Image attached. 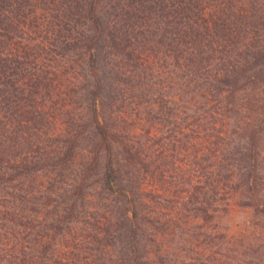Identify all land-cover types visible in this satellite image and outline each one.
Segmentation results:
<instances>
[{"label":"trees","instance_id":"16d2710c","mask_svg":"<svg viewBox=\"0 0 264 264\" xmlns=\"http://www.w3.org/2000/svg\"><path fill=\"white\" fill-rule=\"evenodd\" d=\"M263 14L264 5L260 0H0V264H86L82 260L86 259L82 254L84 250H89L90 257L95 256L97 250L99 256L102 251L106 254L111 251L105 247L114 245L113 240L119 234L111 232L113 226L115 230L125 232V228L129 229L127 240L118 235L121 238L120 264H149L150 258L144 257L134 235L138 230L153 235V240L158 241L148 229L152 223L159 224L160 219L144 215L151 214L147 203L153 200L154 192L151 194L139 181L142 167L147 168L150 164L146 153L136 162L130 143L125 140L130 133L128 107H119L115 100L109 102L106 115L99 114V101L105 98L104 82H107L99 75L97 57L105 49L113 58H118L120 53L133 57L136 52L133 43L136 44L138 39L136 32L141 33L145 42L164 43L165 49L170 50H174V37L180 36L184 54L181 56L185 81L183 110H186L187 119L191 118L186 129L194 127L202 137L227 134L228 129L232 130L227 126L228 119L230 124L232 119L235 121L236 129L247 126L245 119L236 118L243 106L235 103L243 99L237 97L239 91L248 90L250 95L246 99L254 103L264 98L255 97L259 92L256 90L264 89L256 87L264 84V80H257L264 66V41L248 43L242 54L236 52L239 46H245L242 28L245 30L248 25L255 30L262 27ZM169 38L171 42L165 41ZM149 49L157 51L160 47ZM84 55L92 81L81 99L88 103L93 133L87 135L88 138H80L76 134H62L57 126L59 132L56 134L53 132L56 124L53 106L61 94L67 97L61 92L62 84L65 82L67 86L74 80L68 69ZM149 55L147 51L136 56L148 63ZM178 58L174 55L175 61ZM242 64L243 68L240 67ZM249 64L256 65L258 71L255 74L244 71ZM78 65L81 66L79 62ZM252 75L255 80H248L251 85L244 79ZM121 78L119 83L128 84L130 77ZM81 81H85V76ZM143 88L145 91L142 90L135 106L136 114L142 115L141 118L145 115L147 120L151 114L158 115L157 104L166 102L162 98L166 99L164 94L168 92H159L161 98L155 99L151 96L150 86L143 85ZM195 120L200 124H194ZM255 134L249 133V151H252ZM87 139H94L92 151L86 161L72 170L77 150L89 146L88 141L84 145ZM202 143L207 149L209 144L205 140ZM113 147H123L122 158L131 164L126 172L119 166L121 155L118 156ZM142 148L147 152L145 146ZM217 159L218 156L216 163ZM215 169L222 170L210 163L200 178L215 174ZM98 170L101 171L97 180L100 189L114 194L123 212L121 209L122 214H113L114 220L112 216L104 215L100 217L102 222L96 216L94 220L86 219L85 224L94 230L92 239L73 237L71 231L79 229L80 216L67 209L73 206L74 199L82 197L86 187L84 182L91 175L100 173ZM150 175L153 177L152 173ZM259 189L247 172L245 179L241 176L236 183L233 193L238 205L251 208L263 222L264 195L257 196ZM43 196L47 199L61 196L65 204L50 219L44 241L42 234L38 235L33 228L34 223L40 224L38 214H30ZM29 203L32 209L28 207ZM152 203L156 212H151L156 214L155 202ZM223 210L229 212L226 205ZM202 212L206 214V209ZM97 223L101 225V234H97ZM247 226L245 222L244 227ZM100 235H104V240L98 238ZM224 235L229 236L232 244L241 242L229 231L220 239ZM232 236L234 240H231ZM91 240L94 241L92 246L98 243L102 247L88 249L85 242L88 244ZM261 241L264 248V239ZM41 243L45 244L39 249ZM253 264H264V249Z\"/></svg>","mask_w":264,"mask_h":264},{"label":"rangeland","instance_id":"374dc122","mask_svg":"<svg viewBox=\"0 0 264 264\" xmlns=\"http://www.w3.org/2000/svg\"><path fill=\"white\" fill-rule=\"evenodd\" d=\"M260 2L264 5V0H260ZM254 9L256 8L254 7ZM261 26L256 30L249 25L245 30L242 28L241 33L244 34L242 40L245 46H239L236 52L242 54L244 49H247L248 43L255 44L264 41V23ZM259 29L262 31H257ZM136 34L138 39L135 41L136 44L133 43L136 52L134 56L133 53L130 55L134 58L129 57L126 53H120L118 58H113L105 49L97 57V68L101 78L107 82L105 83L103 80L105 98L99 101V114L105 113L106 115L109 111V102H115V100L119 107L122 106L125 109L128 107L127 127L130 133L125 140L130 143L131 148L128 147L136 158V162L140 160L139 158L142 159L146 153V159L150 164L147 166L148 170L142 167L141 176H139V181L151 194L154 192L153 196L155 197L152 196L153 200L150 199L151 201L149 200L147 203L150 207L147 209L151 214L144 215L156 217L160 219V223H152L148 229L158 241L153 240V235L149 233H140L138 230L135 232L134 236L141 245L144 257L150 258L149 264H217L218 260L226 262V264L228 262L236 264V261H239L238 264L257 262L261 257V250L264 249L261 241L264 239V221L262 222L255 216L251 208L241 207L237 204L238 199L233 193V188L241 180V176L245 179L247 172H250L256 187L260 188L257 196L260 198L264 195V98L254 103L253 100L246 99L250 95L248 90L237 93V97L243 99H238L235 103L243 106L239 111L241 113L236 118L241 121L245 119L247 126L244 128L236 129L235 121L232 119V124H230L228 119L226 120L227 126H230L232 130L228 129L227 134L202 137L194 127L189 126V130H187V121H190L191 118L187 119L186 110H183L185 81L181 58L184 55L182 54V38L174 37V41H172L174 50H170L165 49L164 43L156 45L153 42H145L141 33L136 32ZM166 40L170 41V38ZM157 47H160L159 50L156 49L157 51L149 49ZM147 51L150 58L149 62L145 63L146 61L141 56L136 55L145 54ZM174 55L179 56L176 61ZM158 56L161 57L158 59ZM234 56L239 58L236 54ZM114 64L115 69H113ZM72 66L71 68L70 65L66 67L70 68L68 71L74 76V78L72 77L74 80L67 86H65V82L62 84L64 88L61 92H65L67 97L61 94L53 106L54 120L56 121L53 132L57 134L62 131V134L67 132L68 135L76 134L80 138L81 136L88 138L87 135L93 133L94 127L88 103L81 99L92 81L86 63V55L82 60H76ZM250 66L252 67L248 69ZM137 67L140 68L139 71ZM240 67L243 68L244 65L242 64ZM249 67L244 69L246 74H255L258 71L255 69L256 65L249 64ZM144 69H146L145 73H143ZM126 70L128 72L123 73ZM82 76H85L84 82L81 81ZM123 76L130 77L129 81H126L128 84L119 83V79L121 80ZM258 76L257 80H264V66ZM254 77L252 75L249 79L244 80L251 84L248 80H255ZM143 85L150 86L153 92L151 96L152 98L155 96V99L161 98L158 95L159 92H168V94H164L166 99L162 98L166 102L159 101V105L157 104L158 115L151 114L150 119L147 120H145V115L141 118L142 115L136 114L137 107L135 106L142 96L140 94L144 90ZM258 86L264 88V84L256 87ZM256 91L259 92L255 97H264L262 94L264 89ZM172 98L174 101H170ZM239 120L237 122L240 124ZM193 123L200 124L196 120ZM251 131L257 134H255L252 151H249L248 147L250 148L251 144L248 141V136ZM203 140L209 144L207 149L203 148ZM87 141L89 146L77 150L78 155L74 159L72 170H76V166L86 161L90 150L92 151L91 144L94 139L84 140V145ZM142 146H145L147 152L143 150ZM113 149L118 156L121 155L120 160L122 161L119 162V166L123 172H126L131 164H128L130 161L127 159L122 158L125 154L123 147L122 149L113 147ZM216 156H218L217 163ZM230 162L231 166H229ZM210 163L214 168L218 166L222 170L215 169V174L212 173L207 178L205 176L201 179L200 176L206 172L203 169L209 168ZM216 172H220V175H216ZM100 176L101 171L97 175H91L84 182L86 187L82 197L74 199L73 206L70 205V209L69 207L67 209L72 210L71 214L80 216L77 227L79 229L71 231L73 237L92 239L91 234L93 233L91 232L94 230L91 229L92 226L88 227L89 225L85 224L86 219L94 220V216L100 219L104 215L105 217L112 216L114 220L113 214H122L120 213L121 209L123 212V207L118 199L115 201V195L100 189L99 182H97ZM152 202H155L154 206L158 211L156 214L152 213L156 212ZM63 205L65 204L61 196H52L50 199L43 196L37 202L36 209H32V204H28V207L33 210L30 214L39 216L40 224L34 223L33 228L38 232V235L42 234L43 241L44 234L48 233L47 227L51 222L50 219ZM225 205L229 208L228 213L223 210ZM203 208L206 209V214L202 212ZM151 210L153 211L151 212ZM100 221L102 222V219ZM245 222L248 223L246 228L244 227ZM260 223L262 224L259 225ZM96 226L97 234H101L99 233L101 225L97 223ZM125 229L126 232L120 229L115 230L113 226L111 232L119 234L115 241L113 240L114 245L110 244L111 247H105V250H111L108 254L102 251L105 254L102 253L99 256L97 250L96 255L90 257L89 250H84L82 254L86 259L82 260L86 264H120L122 260L120 255L121 238H118V235L126 240L127 237L130 238L129 229ZM226 231L237 236L242 244L239 241L232 244L228 235H224L220 239ZM52 232L55 230L52 229ZM98 238L102 241L104 235H100ZM231 240H234L233 236ZM44 244L41 243L39 249ZM85 244L88 249L89 247H102L98 243L92 246L93 240L88 244L85 242ZM234 257L239 260L235 261Z\"/></svg>","mask_w":264,"mask_h":264}]
</instances>
